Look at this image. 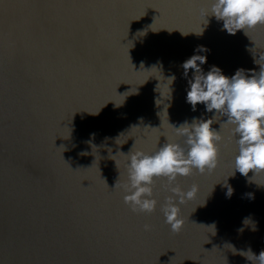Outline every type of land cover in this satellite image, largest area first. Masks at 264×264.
Segmentation results:
<instances>
[{
  "label": "water",
  "instance_id": "95a60500",
  "mask_svg": "<svg viewBox=\"0 0 264 264\" xmlns=\"http://www.w3.org/2000/svg\"><path fill=\"white\" fill-rule=\"evenodd\" d=\"M210 5L0 0V264H255L239 253L264 251V174L232 175L227 117L212 125L218 167L177 180L185 192L198 185L179 234L160 211L172 195L162 181L152 214L123 200L134 145H183L172 126L215 115L187 103V59L206 55L203 72L229 78L264 63V26L230 35Z\"/></svg>",
  "mask_w": 264,
  "mask_h": 264
},
{
  "label": "clouds",
  "instance_id": "9594fccd",
  "mask_svg": "<svg viewBox=\"0 0 264 264\" xmlns=\"http://www.w3.org/2000/svg\"><path fill=\"white\" fill-rule=\"evenodd\" d=\"M207 16L222 21L223 30L230 35L239 31L247 35L249 30L264 26V0H211ZM195 51L206 53L209 50L198 46ZM206 62V55H193L183 63L185 78L189 70L193 71L192 78L188 79L190 90L187 91L186 101L193 111L202 104L208 113L215 112V115L207 120L194 119L190 124L185 121L178 128L172 126L175 134L184 138L183 145L167 141L153 153L134 150V145L125 155L129 160L128 182L123 186L125 205L133 213L152 214L158 206L154 188L158 180L162 181L172 195L165 198L160 211L174 234H179L185 223L180 205L194 198L198 192L196 184L187 192L183 191L177 184L178 178H187L196 173L210 174L219 165V145L223 137L220 131L212 127L217 117H227L221 129L230 125L231 138L237 145L232 175L236 172L244 177H248L249 173L264 174V63L259 64V72L246 74V70L238 69L229 78L215 66L205 74L200 65ZM254 62L257 63L255 59ZM175 79L172 76L169 81L173 83ZM232 192L229 187V197ZM248 195L251 197V194ZM244 223H248L247 219ZM150 227L145 225V231H149ZM239 254L255 264H264V251L256 256L249 248L247 252L241 251Z\"/></svg>",
  "mask_w": 264,
  "mask_h": 264
}]
</instances>
